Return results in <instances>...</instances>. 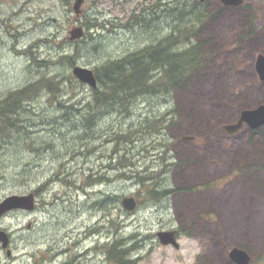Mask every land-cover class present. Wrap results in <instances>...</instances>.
I'll use <instances>...</instances> for the list:
<instances>
[{
	"label": "rangeland",
	"instance_id": "obj_1",
	"mask_svg": "<svg viewBox=\"0 0 264 264\" xmlns=\"http://www.w3.org/2000/svg\"><path fill=\"white\" fill-rule=\"evenodd\" d=\"M74 2L0 0V99L44 76L67 79L57 101L43 91L26 102L21 129L0 139V203L38 195L35 211L0 218L12 237L11 256L0 244V264H63L88 250L84 264H109L108 246L136 236L133 264H232L233 248L264 264V129L224 130L264 105V0H245L202 28L192 40L205 43L204 63L182 90L142 97L126 116L102 112L88 131L93 93L71 80L73 68L95 71L156 45L176 27L165 12L176 0H85L80 17ZM81 26L85 37L71 41ZM74 54V66L60 63ZM45 60L56 65L38 67ZM148 119L165 127L144 135ZM131 131L132 143L117 141ZM123 163L154 180L128 179ZM90 177L108 181L91 187ZM151 188L173 193L154 201ZM131 196L141 204L134 213L122 206ZM172 229L182 230L179 249L155 242Z\"/></svg>",
	"mask_w": 264,
	"mask_h": 264
},
{
	"label": "trees",
	"instance_id": "obj_2",
	"mask_svg": "<svg viewBox=\"0 0 264 264\" xmlns=\"http://www.w3.org/2000/svg\"><path fill=\"white\" fill-rule=\"evenodd\" d=\"M206 8L200 0H176L173 9L165 11L169 13L166 18L176 19V27L169 36L156 45L148 46L95 70L99 88L92 89V103L87 105L88 113L84 118L87 122H91V125L86 127L87 131L97 123L100 113L116 111L126 116L130 106L140 98L170 96L175 91L182 90L186 86V81L200 73L205 59V51L202 44H194L192 39L200 25L210 17ZM93 26L101 28L100 24ZM45 42L47 43V40ZM183 45L189 47L182 50ZM75 60L76 54L64 56L60 63L66 61L70 66H74ZM55 65L54 62L47 60L38 63L40 68ZM58 80L60 79L58 78ZM58 80L56 77L44 76L22 90L13 91L0 99V139L8 131L13 133L21 129L18 116L23 112L26 102H30L43 91H47L56 101L58 100L56 96L63 92L62 85L67 79ZM71 80L82 84L73 76ZM59 107L63 109L61 104ZM163 127H165L163 121L148 119L143 124L144 135L154 136L160 133ZM125 133L120 132L117 141L121 143L127 140L129 143L131 140L132 143L136 133L132 131ZM162 159L165 160L164 155ZM123 168L130 172L133 171L131 172L133 175L128 179L136 180L141 186L154 180V178L143 175L144 173L137 172L131 164L123 163ZM105 181H108V177L91 180V185L102 184ZM42 189L43 187L40 188V190ZM172 193L169 190L161 191L154 188L148 190L149 198L154 201H161ZM133 241L132 237L129 239L118 237L115 244L107 249L109 261L112 264H133L129 259L131 252L136 250V245L128 246Z\"/></svg>",
	"mask_w": 264,
	"mask_h": 264
},
{
	"label": "water",
	"instance_id": "obj_3",
	"mask_svg": "<svg viewBox=\"0 0 264 264\" xmlns=\"http://www.w3.org/2000/svg\"><path fill=\"white\" fill-rule=\"evenodd\" d=\"M85 0H75L74 12L77 16L82 13V6ZM225 6H239L243 3V0H221ZM85 36V30L83 27H77L71 32L70 40H79ZM258 67L262 78L264 79V56L259 57ZM73 75L83 84L88 85L91 88L98 87V80L92 69L75 66L73 69ZM247 123L252 128H258L264 126V105L255 110L244 111L239 122L235 125L227 126L229 133L237 132L244 124ZM123 208L128 212H134L138 208V202L134 197H126L122 202ZM35 209V194L30 193L28 195H13L6 198L0 203V218L8 213L16 211L32 212ZM158 238L163 245H173L179 248V243L176 237V231L160 232ZM0 242L3 249H8L10 246L9 234L0 230ZM8 256L12 255V251H7ZM231 259L237 264H250V256L247 252L241 249H234L230 254Z\"/></svg>",
	"mask_w": 264,
	"mask_h": 264
},
{
	"label": "flooded vegetation",
	"instance_id": "obj_4",
	"mask_svg": "<svg viewBox=\"0 0 264 264\" xmlns=\"http://www.w3.org/2000/svg\"><path fill=\"white\" fill-rule=\"evenodd\" d=\"M63 1V0H62ZM204 4H205V6L207 7L206 8V12L208 13V14H210V16H212V17H210L206 22H204L202 25H200V27H199V29L197 30V32H196V38L195 39H197V37H198V35L202 32V28L205 26V25H207L208 23H211V22H213V21H215L216 20V18L218 17V16H222L227 10L228 11H232V10H237V9H240V8H242L244 5H245V0H243V3L241 4V5H239V6H231V7H229V6H225L224 4H222V2H221V0H201ZM218 4L219 6V10H217V12H216V8H212L211 9V7L210 6H215V4ZM210 10V11H209ZM219 12V13H218ZM251 29H252V27H251ZM20 39V38H19ZM196 43H198V44H203V48H205V43H200V42H198V41H196ZM25 54V53H24ZM30 55V54H29ZM257 67H258V63H257ZM258 71H259V73H260V70H259V67H258ZM260 75V77L262 78V75H261V73L259 74ZM262 80L264 81V79L262 78ZM237 123V122H236ZM233 124V123H232ZM232 124H229V125H232ZM227 125H225L224 126V130H225V132L227 133V134H230V135H233V134H235V133H238L239 131H241L243 128H245V127H248L251 131H253V133H256V132H258L259 130H262V129H264V126H260V127H258V128H252V127H250L247 123H245L244 124V126L243 127H241L237 132H235V133H229V131L227 130ZM95 185H92L91 187H94ZM178 190H181V191H183L184 189H178ZM177 190V191H178ZM36 198H37V200H36V207H37V202H38V195L36 194ZM138 200V199H137ZM139 201V200H138ZM36 209V208H35ZM161 231H163V230H161ZM170 231H176V237L179 239V235L181 234V229H179V230H176V229H172V230H170ZM158 234V233H157ZM157 237V241H156V238H155V242L156 243H159L163 248H174L173 246H171V245H167V246H165V245H163V244H161L160 243V239L158 238V236H156ZM159 240V241H158ZM176 249V248H175ZM243 250H245V249H243ZM246 252H247V250H245ZM136 252V250L132 253V255H134V253ZM89 253H90V250H88L86 253H80L78 256H75V258H70V260L69 261H66L65 263H63V264H84V262H85V259L86 260H88V258H90L89 257ZM248 254H249V252H247ZM85 254H88V255H85ZM90 255H91V253H90ZM249 256H250V254H249ZM229 259H230V262L232 263V264H236L231 258H230V253H229ZM91 264V263H90ZM250 264H252V258H251V256H250Z\"/></svg>",
	"mask_w": 264,
	"mask_h": 264
},
{
	"label": "bare ground",
	"instance_id": "obj_5",
	"mask_svg": "<svg viewBox=\"0 0 264 264\" xmlns=\"http://www.w3.org/2000/svg\"><path fill=\"white\" fill-rule=\"evenodd\" d=\"M122 70V69H121Z\"/></svg>",
	"mask_w": 264,
	"mask_h": 264
}]
</instances>
